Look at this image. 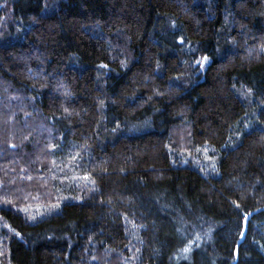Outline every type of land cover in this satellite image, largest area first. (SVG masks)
Returning <instances> with one entry per match:
<instances>
[{"label": "trees", "instance_id": "1", "mask_svg": "<svg viewBox=\"0 0 264 264\" xmlns=\"http://www.w3.org/2000/svg\"><path fill=\"white\" fill-rule=\"evenodd\" d=\"M0 264H264V0H0Z\"/></svg>", "mask_w": 264, "mask_h": 264}, {"label": "water", "instance_id": "2", "mask_svg": "<svg viewBox=\"0 0 264 264\" xmlns=\"http://www.w3.org/2000/svg\"><path fill=\"white\" fill-rule=\"evenodd\" d=\"M257 211H255V212H252L249 216H248V218H250L254 213H256ZM247 218V219H248ZM247 220H246V222H245V227H244V232H243V235H242V238H241V240L239 241V244L244 240V238H245V235H246V231H247ZM238 244V245H239ZM237 250H238V247H237ZM237 254H238V252H237Z\"/></svg>", "mask_w": 264, "mask_h": 264}, {"label": "rangeland", "instance_id": "3", "mask_svg": "<svg viewBox=\"0 0 264 264\" xmlns=\"http://www.w3.org/2000/svg\"><path fill=\"white\" fill-rule=\"evenodd\" d=\"M8 192V189L4 191V194Z\"/></svg>", "mask_w": 264, "mask_h": 264}]
</instances>
